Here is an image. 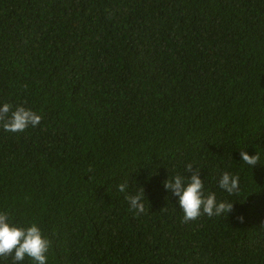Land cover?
<instances>
[{
    "label": "trees",
    "instance_id": "trees-1",
    "mask_svg": "<svg viewBox=\"0 0 264 264\" xmlns=\"http://www.w3.org/2000/svg\"><path fill=\"white\" fill-rule=\"evenodd\" d=\"M0 103L40 116L0 126V211L47 264H264V0H0ZM187 164L229 213L182 219Z\"/></svg>",
    "mask_w": 264,
    "mask_h": 264
},
{
    "label": "clouds",
    "instance_id": "clouds-1",
    "mask_svg": "<svg viewBox=\"0 0 264 264\" xmlns=\"http://www.w3.org/2000/svg\"><path fill=\"white\" fill-rule=\"evenodd\" d=\"M40 120L38 113L23 105L10 106L8 103H0V126L6 131H23L28 126H36ZM245 148V147H244ZM238 150L239 159L250 168L258 163L256 153L249 155L245 150ZM187 176L174 174L166 176L162 181V187L166 193L174 197V204L180 209L182 219L193 220L200 215L214 216L229 213L233 203L217 199L215 192L204 191L201 171L191 164L185 165ZM217 186L229 195L239 191V178L229 171H221L217 178ZM127 181L118 183L116 189L124 194L128 208L134 214H143L144 199L143 190L140 187L136 192L127 191ZM238 216L237 219H241ZM49 241L41 232L36 223L19 225L14 223L6 211H0V264L4 257H11V264H21L27 257L31 264H47V251Z\"/></svg>",
    "mask_w": 264,
    "mask_h": 264
}]
</instances>
